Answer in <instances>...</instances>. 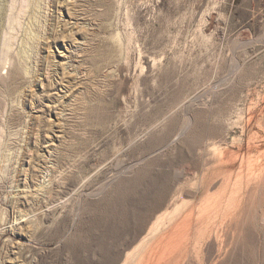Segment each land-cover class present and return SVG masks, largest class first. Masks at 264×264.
<instances>
[{"label":"rangeland","instance_id":"1","mask_svg":"<svg viewBox=\"0 0 264 264\" xmlns=\"http://www.w3.org/2000/svg\"><path fill=\"white\" fill-rule=\"evenodd\" d=\"M165 250L264 264V0H0V264Z\"/></svg>","mask_w":264,"mask_h":264},{"label":"bare ground","instance_id":"2","mask_svg":"<svg viewBox=\"0 0 264 264\" xmlns=\"http://www.w3.org/2000/svg\"><path fill=\"white\" fill-rule=\"evenodd\" d=\"M191 227V226H190ZM181 235L182 236H184V232H181ZM171 242H173L174 243V245L173 246H171V247H173V248H176V245L177 244H179V243H181V241H182V238L181 237H177L176 238V240H170ZM168 250V249H167ZM167 250H165L163 253H162V255L159 257V259H158V261H157V263L156 264H159L161 261H162V259L163 260H166V255H169V252L167 253ZM154 259H153V256L150 254V256L147 258V263L148 264H152V261H153ZM180 262V261H179ZM179 262L177 263V264H179Z\"/></svg>","mask_w":264,"mask_h":264}]
</instances>
